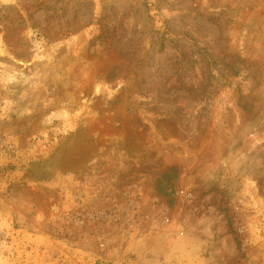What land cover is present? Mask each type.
Instances as JSON below:
<instances>
[{"label":"rangeland","instance_id":"obj_1","mask_svg":"<svg viewBox=\"0 0 264 264\" xmlns=\"http://www.w3.org/2000/svg\"><path fill=\"white\" fill-rule=\"evenodd\" d=\"M264 264V0H0V264Z\"/></svg>","mask_w":264,"mask_h":264},{"label":"built area","instance_id":"obj_2","mask_svg":"<svg viewBox=\"0 0 264 264\" xmlns=\"http://www.w3.org/2000/svg\"><path fill=\"white\" fill-rule=\"evenodd\" d=\"M96 264H116V263H103V262H99V263H96Z\"/></svg>","mask_w":264,"mask_h":264}]
</instances>
